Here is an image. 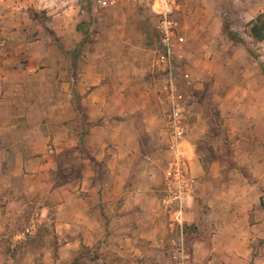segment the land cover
Returning <instances> with one entry per match:
<instances>
[{"label": "crops", "instance_id": "1", "mask_svg": "<svg viewBox=\"0 0 264 264\" xmlns=\"http://www.w3.org/2000/svg\"><path fill=\"white\" fill-rule=\"evenodd\" d=\"M240 1L259 5L244 12L248 19L264 10V0ZM72 2L63 1L65 11ZM51 3L0 0V36L6 38L5 49L13 52L0 59V233L20 213L30 217L22 233L28 239L27 252L42 264H71L82 247L96 251L94 264H124L127 258L147 264L149 247L160 246L172 231L161 203L171 153L168 146H160L166 135L152 87L157 50L144 40L135 47L129 32L122 49L110 42L87 58L82 54L77 74L70 72L69 54H62L65 67L57 74L50 58L54 44L45 33ZM85 43L83 38L82 49ZM32 49L40 53L28 56L25 66L20 60L13 67L19 60L15 53L27 56ZM42 60L50 74L37 72ZM262 67V61L254 60L237 80L238 85L260 84L257 88L233 91V75L222 82L226 93L219 108L235 140L236 164L250 173L247 181L237 171L227 172L218 159L206 168L189 130L184 140L189 173L198 182L195 195L223 211L217 221L220 230L211 239L240 244L237 251L226 248V255L242 260L258 253L264 261L263 248L255 245L264 240ZM226 69L233 71L230 64ZM72 154L79 173L58 183L60 160ZM32 197L35 208L24 207L22 202H32ZM239 227L237 234L221 233V228ZM12 235L15 241L22 237Z\"/></svg>", "mask_w": 264, "mask_h": 264}, {"label": "rangeland", "instance_id": "2", "mask_svg": "<svg viewBox=\"0 0 264 264\" xmlns=\"http://www.w3.org/2000/svg\"><path fill=\"white\" fill-rule=\"evenodd\" d=\"M48 1L50 2V0ZM63 1L66 0H52L51 7H48L51 19L47 29L50 33L45 32L49 37L46 40L54 44V48L50 51V58L57 65V74H61V69L65 67L61 66L62 54H69L67 62L70 72L77 74L76 64L80 58L82 61L87 58L88 53L96 52L101 46L105 48L110 46L107 44L113 45L110 42L119 43L118 49H122L124 40H126L125 34L129 32V37L133 38L135 47L139 48L138 43L141 40H144L145 44L151 46L154 51L160 45L156 27L158 16L146 1L117 0L109 6L102 7L97 3V0H74L72 3H67L69 6L67 11L64 10ZM258 6L254 2H241L240 0H178V9L174 11V15L181 23V32L186 38L185 59L178 63L179 73L181 74L184 69L188 70L192 73L193 79L192 87L187 89L190 100L186 123L191 137L196 139V154L200 156L202 164L206 168L209 161L218 159L225 163L227 172L236 171L234 169L236 166L235 140L230 138L228 126L219 108L221 97L226 93L223 86H226V83L222 84V82H225L228 75H233L230 79L231 89L235 92L240 86H255L256 88L260 86L257 83H241L239 85L237 83L242 69L250 66L254 60L264 63V40L258 41L252 37L250 23L253 19L244 17V12H254ZM78 24L82 25V31L77 30ZM83 38L86 43L85 48L82 49L80 42ZM5 40L6 38L0 36V59L6 57L7 51L8 56L13 54L9 49H5ZM39 53L38 49L30 50L27 56L24 55V52L21 57L15 53L14 57L19 60L13 67H16L20 60L25 66L24 62L30 60L28 56ZM120 53L118 51L117 55L111 54L119 56ZM153 55L152 87L156 93L160 116L163 118L165 105L160 101L158 92L163 74L156 63L157 52L156 55L155 53ZM46 64L44 60L39 61L37 72L42 71V74H50L48 70L45 71V68H49V65ZM228 64L232 66V72H228L226 69ZM261 74H264V71ZM163 130L166 136L160 146L167 147L168 134L165 123ZM75 159L74 154L61 158L58 183H64L78 175L79 165L76 161L74 162ZM239 168L240 176L243 175L249 179L248 169L243 166ZM197 186L198 182L196 181L194 192L186 201L185 218L186 223L189 224V232L187 235L184 234L185 243L196 262L198 264H264V261L257 258L258 253H254V256L248 260L228 258L226 248L231 246L234 251H237L240 249V244L212 241V235L216 230H220L217 221L223 216V211H220V208L215 205L212 208L207 200L195 195ZM162 188L160 190L163 197L164 188ZM34 197H32L33 199L29 198L32 202H22V205L28 209L33 206L34 209L37 202ZM262 208L264 210V203ZM14 219L12 226L8 225L6 230L0 233V264H42L41 258H32V255L28 254V239L22 234L26 232V225L30 217L28 215L21 216L19 213L14 216ZM167 220L170 225L168 213ZM171 229V235L165 239L164 243L158 247H149L148 256L150 259L146 261L147 264H169L171 252L175 247L173 240L178 241L175 228L171 227ZM239 229L240 227L221 228V233L226 234L231 230L237 234ZM13 232L20 233L22 237L15 241ZM198 240L199 242H196ZM255 245L263 248L261 254L264 255V240ZM95 255L96 251H93V248L82 247L70 263L94 264ZM113 261H117V258H113ZM133 261L127 258L124 264H133Z\"/></svg>", "mask_w": 264, "mask_h": 264}, {"label": "built area", "instance_id": "3", "mask_svg": "<svg viewBox=\"0 0 264 264\" xmlns=\"http://www.w3.org/2000/svg\"><path fill=\"white\" fill-rule=\"evenodd\" d=\"M117 0H97L102 7ZM151 5L158 16L157 31L160 45L157 47L156 63L163 78L159 87V99L165 105L164 123L168 134V149L171 156L166 170L164 195L161 203L170 215V226L175 228L178 241L170 255L169 264H198L185 243L184 226L187 222L186 201L194 192L196 180L189 173L188 158L184 148L188 125L186 114L192 87V73L183 70L179 73L178 63L185 59L186 38L181 32V23L174 11L178 9V0H142ZM177 241V242H176Z\"/></svg>", "mask_w": 264, "mask_h": 264}, {"label": "trees", "instance_id": "4", "mask_svg": "<svg viewBox=\"0 0 264 264\" xmlns=\"http://www.w3.org/2000/svg\"><path fill=\"white\" fill-rule=\"evenodd\" d=\"M250 26H251V35L254 39L258 40V41H261V40H264V12L258 14L250 23ZM77 29L82 31L83 30V27L81 24H78L77 25ZM240 166L238 164H236V166H234V169L238 172H241L240 171ZM238 172V173H239ZM243 177V175H241ZM244 179H248V178H245L243 177ZM188 225L189 224H185L184 226V232H185V235H187V233L189 232L188 230Z\"/></svg>", "mask_w": 264, "mask_h": 264}]
</instances>
